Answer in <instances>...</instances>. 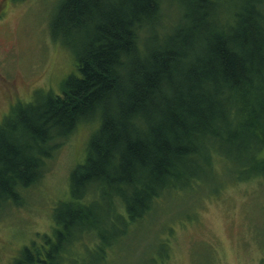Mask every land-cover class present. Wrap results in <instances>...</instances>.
<instances>
[{
  "label": "trees",
  "instance_id": "obj_1",
  "mask_svg": "<svg viewBox=\"0 0 264 264\" xmlns=\"http://www.w3.org/2000/svg\"><path fill=\"white\" fill-rule=\"evenodd\" d=\"M168 1L177 20L162 25ZM52 25L75 47L77 74L2 129L0 209L23 202L77 126H96L52 235L16 264H58L87 237L104 259L128 224L222 158L264 172V0H61Z\"/></svg>",
  "mask_w": 264,
  "mask_h": 264
},
{
  "label": "rangeland",
  "instance_id": "obj_2",
  "mask_svg": "<svg viewBox=\"0 0 264 264\" xmlns=\"http://www.w3.org/2000/svg\"><path fill=\"white\" fill-rule=\"evenodd\" d=\"M60 1L0 0V134L21 106L47 91L60 92L68 75L77 74L75 47L67 37H54ZM162 11V25L175 23L174 2H162ZM8 81L11 91L4 89ZM95 126H77L23 202L0 209V264H16L23 247L52 235L54 210L71 198L70 174L85 159ZM222 159L216 170L166 193L143 219L128 224L104 259L95 256L98 241L87 237L73 239L66 246L72 255L58 264H264V172H232L240 164Z\"/></svg>",
  "mask_w": 264,
  "mask_h": 264
},
{
  "label": "flooded vegetation",
  "instance_id": "obj_3",
  "mask_svg": "<svg viewBox=\"0 0 264 264\" xmlns=\"http://www.w3.org/2000/svg\"><path fill=\"white\" fill-rule=\"evenodd\" d=\"M9 1H11V0H9ZM4 13H5V10L3 8H0V18L3 17ZM12 88H13L12 81H8L7 84L4 86V89H6L7 91H11Z\"/></svg>",
  "mask_w": 264,
  "mask_h": 264
}]
</instances>
